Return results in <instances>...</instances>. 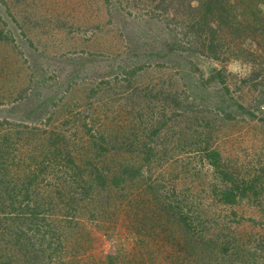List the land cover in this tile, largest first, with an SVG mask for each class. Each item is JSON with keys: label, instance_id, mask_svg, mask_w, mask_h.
I'll return each instance as SVG.
<instances>
[{"label": "rangeland", "instance_id": "obj_1", "mask_svg": "<svg viewBox=\"0 0 264 264\" xmlns=\"http://www.w3.org/2000/svg\"><path fill=\"white\" fill-rule=\"evenodd\" d=\"M199 1L0 0V156L12 176L37 174L40 222L55 237L65 227L64 264H219V226L264 239L260 208L215 204L211 166L195 154L216 149L241 170L264 162V0ZM230 98L255 117L224 119L216 108ZM103 137L114 149L98 150ZM138 150L152 176L132 185L121 165L139 164ZM164 192L182 207L163 210ZM203 210L216 224L186 238L184 212ZM4 262L46 264L22 251Z\"/></svg>", "mask_w": 264, "mask_h": 264}, {"label": "trees", "instance_id": "obj_2", "mask_svg": "<svg viewBox=\"0 0 264 264\" xmlns=\"http://www.w3.org/2000/svg\"><path fill=\"white\" fill-rule=\"evenodd\" d=\"M207 1L210 0H201L200 5L206 8H209ZM214 2H218L220 0H213ZM223 9L224 6L222 5ZM261 17L258 21L260 24L264 21ZM259 24V25H260ZM260 30H264V25L262 24L258 27ZM200 30V31H199ZM197 30L199 35L201 33V29ZM145 65H136L132 73H135L137 70L144 69ZM126 74V73H125ZM126 78V77H123ZM218 79V80H217ZM206 82H223V76L221 74L211 75ZM100 83L106 84L108 80L105 79ZM96 90L95 88L92 89ZM168 89L161 87V90L157 91V95L161 94ZM168 91L171 92V89ZM177 100L178 97H176ZM52 100V99H51ZM220 106L217 105V112L222 113L224 119H232L235 120L237 114L236 109H240L241 113L248 114L251 117H255L253 113L250 111H246L243 105L237 103L236 100L227 99L222 102ZM219 110V111H218ZM50 117V116H49ZM228 119V120H229ZM6 120L0 121V123L5 122ZM131 130L133 126H130ZM36 127H33V134ZM206 136L203 138L204 142H208L209 134L212 132L211 126H206ZM32 132V130H30ZM160 128L156 127L153 129V132L149 137L157 136L160 134ZM166 131H164L165 133ZM52 135L48 137L51 138ZM209 136V137H208ZM218 136V135H217ZM59 138V137H57ZM61 139V138H60ZM108 139V138H107ZM106 138H102L99 142H97L99 151H109L114 149L117 141H111V139L107 140ZM216 139V137H215ZM19 140V137H18ZM211 140V139H210ZM61 148V147H60ZM65 148V149H64ZM65 151H67L66 147H63ZM6 154V155H5ZM3 156H0V254L10 255L15 254L19 251H22L23 256L31 255L34 253V256H42L45 259L46 264H64L62 257L65 258V252L61 248V239H63L64 228H61V233H59V237H55V232L48 228L46 223H41L40 221L44 220L43 215L44 211H42L41 202L43 201V197L38 195L35 189V182L37 181V174L30 175L27 179L23 177L24 175H14L12 176L9 171H11L10 166L13 165V159L10 158L9 151H5ZM150 154V153H149ZM198 154L197 157L201 159V161H206L208 167L211 166L213 180L209 181L207 185L212 186L213 189L211 191V195L214 198L215 204L218 203H238L241 200L246 199L248 203H254L256 209H259V213L261 217H264V162H259V165H244L245 170H241L240 167L242 165H235L229 159H223L220 153L214 149L208 152V149L199 148L198 151L195 152ZM138 155L140 160L139 164L136 161V164L121 165L123 173L122 181L128 180L132 185L141 183L146 179L145 173L152 172L153 161L151 157H143L141 158V153L138 150ZM147 155V153H146ZM55 156V153L52 154V157ZM173 157V156H172ZM248 162V161H247ZM210 165V166H209ZM182 167L184 169L187 168V165L183 163ZM81 173L70 176L68 179H72V181H76V179H82ZM151 174L148 179H151ZM33 187V188H32ZM163 189V187H161ZM164 190V189H163ZM171 195H168L167 192L164 194H160L157 201H159L162 205L163 210L177 209L182 207L181 203L183 199H179L176 204L170 203L168 200ZM63 201L61 198L58 200V204H63L64 212L66 215L68 214V209L66 206H69L70 194L64 193L62 195ZM186 201V197H184V202ZM196 206V205H194ZM53 207L52 209H55ZM66 208V209H65ZM57 209V208H56ZM192 210V209H191ZM194 210H198L194 208ZM202 210V208H201ZM200 215L199 218L197 215ZM42 214V217H40ZM203 214H205L203 216ZM210 213L207 211H185L182 217L183 226L186 231V238L188 237H199L203 230V226L205 225V231L207 230L208 223H215V219L212 217V220L208 218ZM203 218V219H202ZM68 219V216H67ZM181 222V223H182ZM227 227L219 226V236L216 237L217 243L219 244L221 250L220 255L218 257L219 264H264L260 262V259L264 258V239L261 238H252L249 241H242L243 237H238L234 232H232L231 225H226ZM61 226L58 227V229ZM200 229V230H199ZM201 231V232H200ZM68 233V231H67ZM68 240H69V236ZM49 239V242H46V239ZM53 239V241H51ZM56 243V246L53 244ZM208 242L204 241V245H207ZM185 246L186 243L184 242ZM208 246V245H207ZM205 246V247H207ZM16 247V252L14 248ZM67 253L71 254L72 251H67ZM2 256V255H1ZM0 264H9V262H4Z\"/></svg>", "mask_w": 264, "mask_h": 264}]
</instances>
